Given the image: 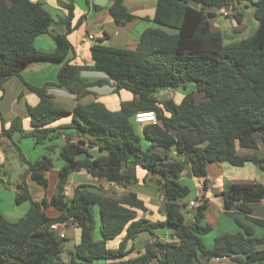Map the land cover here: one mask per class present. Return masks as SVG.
I'll use <instances>...</instances> for the list:
<instances>
[{"label":"trees","instance_id":"obj_1","mask_svg":"<svg viewBox=\"0 0 264 264\" xmlns=\"http://www.w3.org/2000/svg\"><path fill=\"white\" fill-rule=\"evenodd\" d=\"M56 1L68 13L62 19L66 28L62 34L51 30L54 19L42 2L0 0V90L9 79H21L22 71L32 63H62L55 83L33 87L24 82L40 100L37 106L27 107L32 130L25 132L22 119L16 118L10 129L0 133V139L13 141L18 134L45 147L42 157L33 162L24 159L27 170L15 203H29L27 214L15 223L0 214V264H212L223 258L238 264H264V238L256 237L254 228L244 222L264 226V220L254 218L264 200V185L228 184L217 194L225 214L241 231L219 235L213 248L207 249L203 236L212 228L203 226V221L209 205L203 201L188 221L186 201L192 188L183 183L187 165L193 177L204 181L209 164H253L264 171V156L258 153L264 148V0H158L155 16L142 20L172 33L147 29L136 49L106 46L101 39L91 48L92 67L73 65L68 59L74 52L68 39L74 30V0ZM238 6L253 9L258 27L248 38L226 44L225 34L212 23L223 15H218L219 10H231L241 25L245 11ZM109 12L118 26L138 19L125 0H113ZM45 34L56 44L52 53L35 47L36 39ZM85 71L104 73L108 80L90 83L82 77ZM110 81L115 94L126 91L138 99L123 101L118 112L100 102L77 104L69 110L58 106L49 94L55 87L80 100L90 94L89 89ZM188 86L194 91L186 93L180 104L160 96ZM139 113L157 117L156 125L143 128L150 143L146 151L135 129ZM68 117L69 124L51 127ZM61 139L66 141L58 151L61 167L54 193L34 201L27 181L49 188L48 174L55 168L53 153ZM155 147L164 148L165 155L151 154ZM93 150L100 155L93 156ZM138 169L146 173L143 182L154 185L164 196L163 222L138 218L137 212L146 213L147 208L135 193L104 197L82 185L72 198L67 195L73 173L86 171L96 179L131 188L138 184ZM48 208L59 216L48 217ZM56 223L73 224L81 230V242L74 250L66 253L67 240L51 228ZM97 229L100 241L95 240ZM159 229H169L178 243L155 241L138 257L128 258L131 241L144 233L153 237ZM121 235L125 237L119 247L108 248ZM65 253L68 263L62 260Z\"/></svg>","mask_w":264,"mask_h":264},{"label":"crops","instance_id":"obj_2","mask_svg":"<svg viewBox=\"0 0 264 264\" xmlns=\"http://www.w3.org/2000/svg\"><path fill=\"white\" fill-rule=\"evenodd\" d=\"M31 1L42 2L46 10L52 15L54 19V25L52 26L51 30L54 33H65L66 28L62 23V19L65 18L68 13L59 5L56 0ZM105 1H107L105 5H99L95 3L96 0H74L75 11L74 19L72 21V28L74 30L70 35H68V39L74 48V52L69 56L68 59L72 61L73 65L81 67L94 66L91 48L95 43H97V41L101 39H105L103 44L106 46L136 49L139 44L141 35L147 29H161L167 33H172V31L167 28H163L153 22H146L142 20L145 18L152 19L155 16L158 0H125V5L129 12L138 19L124 26H118L110 15L109 9L113 3V0ZM238 8L242 10V12L245 11L244 9H242V6H238ZM248 10H250L251 14L253 15V9ZM218 13V15H220L221 11L219 10ZM221 18L222 17L217 16L213 20V22H219ZM217 22L215 24L216 27L213 23L212 26L215 28V30L222 31L220 29V22ZM243 24L244 23H242L241 25ZM90 36L93 37V40H89ZM35 47L37 50L45 53H52L56 50V44L50 34H45L38 37L35 41ZM61 66L62 63L57 62H35L22 71L21 79L18 77H14L4 83L2 90H0V133L3 129H10L13 121L16 118L22 119V126L25 132H30L32 130L31 121L29 118H27V107L28 105L31 107L37 106L40 100L35 94L27 90L24 82L33 87H43L45 84L55 83L57 81V74ZM82 77L87 79L90 83L108 80L107 76L104 73L94 71H85L82 73ZM89 90L90 94L84 98H81L80 100H78L75 96L70 95L68 92L55 87L50 88L49 94L52 95L54 102L58 106L64 107L69 110L74 109L77 104L88 105L92 102H100L103 103L110 111L118 112L123 101H132L134 99H138V97H135L132 94H124L123 92H121L120 95L115 94L112 81H110L107 85L96 86ZM193 91L194 87L188 86L187 88L161 92L160 96H166L168 99H172L177 104H180L184 98V95L188 92ZM70 121L71 117L64 118L53 124L51 127L67 125L70 123ZM147 125H150V123L137 124L141 132H143V128ZM69 133L72 132L69 131ZM17 140L22 142L17 144ZM27 140L29 139H21L18 134L13 135V141L9 140L8 138H1L0 167L6 159V151L10 147H13V145L18 150V154L22 162H24V159L29 162H33L45 155V147L35 146V143L31 139V143ZM65 141V139L59 140L57 143L58 147L55 153H53L55 168L52 169L48 174V178L50 181L49 188L51 187L54 189L56 186L61 167V163L58 161V151L61 146L65 144ZM27 147L28 151L26 149ZM39 147L40 149H42V153L39 150L34 151L39 149ZM19 149L21 150V152L19 151ZM31 149L34 152L31 154V156H29L28 152L32 151ZM90 153L95 157L100 155L96 150L90 151ZM247 153L252 152H242V154ZM258 153L259 156L263 157L264 148L261 147ZM79 159H82V157H79ZM24 164L26 172L27 165L25 162ZM225 164L227 163L209 164L207 166L206 181L197 179L195 177H193L192 179H188V172L184 179L185 181H190L189 186L192 188V193H194V196L193 194L191 195L193 196V198L189 199L191 197L190 196L186 201V218L188 219V221L193 220L197 208L202 204L203 201H205L208 203L209 209L206 212L203 226L204 224L206 226H211L213 228V231L215 227L219 228L216 235H213V232H211L203 236V242L207 249L213 248L214 239L219 235L226 233L234 234L241 231L237 224H235V222L231 220V218H228V216L225 214L223 201L220 197L217 196V194L223 191L225 186L228 184L260 183L264 185V171L260 170L253 164H246L244 167H236L239 168V170H231L227 168ZM223 171H225L224 177ZM226 175H228V177H226ZM145 177L146 173L138 169V184L131 188H124L121 191H117L112 183H108L105 180L96 179L89 175L86 171H80L71 174L69 184L67 186V195L69 198H72L76 188L82 185L89 186L90 188H92L91 190L104 197L121 198L125 194L135 193L137 194L138 198L145 203V206L147 208L146 213L137 212L138 218H145L151 222H163L165 221V216L163 214L166 212V209L164 208V196L154 185L144 183L143 180ZM216 180L218 181L216 182ZM27 183L29 185V189L34 201L40 202L45 197H52L53 193H47L45 189L39 187L30 179H28ZM16 193L14 194V199L16 198ZM192 202H195V206L193 207L191 206ZM22 205L24 207L23 211H16L13 208L11 210H6L9 213H13L11 214L12 219H9L7 217L8 213L6 211L4 212L5 205H0V214H2L8 221L15 223L23 218L30 209L29 203H25ZM26 205L29 206L26 207ZM257 211L259 214L254 218L264 220V200L260 204H258ZM46 214L50 218H56L59 216V212L54 208H48L46 210ZM241 219L245 220L242 217ZM244 222L254 228L256 237L264 238V226L254 224L253 222L248 220H245ZM69 230L72 231L71 237L68 235ZM64 232L67 240L66 250L72 251L81 242V230L77 226L70 224L69 227H66ZM124 237L125 235H121L120 237L111 241L109 243L110 245L108 244V248L116 250ZM95 240H101V235L98 229L95 233ZM207 240L212 241V244L208 245L206 243ZM155 241H159L164 244L178 243V239L171 236V231L169 229H159L155 231V236L153 237L147 233H144L141 234L135 241H131L129 243L128 248L129 250H132V253L128 258L138 257L139 254L144 253V248L147 244H152ZM62 260H65L66 263H68L69 261L67 256H62ZM152 264L156 263L153 262ZM212 264L238 263L231 259H226L220 261L214 260Z\"/></svg>","mask_w":264,"mask_h":264},{"label":"rangeland","instance_id":"obj_3","mask_svg":"<svg viewBox=\"0 0 264 264\" xmlns=\"http://www.w3.org/2000/svg\"><path fill=\"white\" fill-rule=\"evenodd\" d=\"M240 11L242 12V10H240ZM234 14H236V13L233 12V14L229 16V18L228 17H224L223 15H220V17H222L221 20H219L220 23L217 22V21L213 22L214 26H215L216 22L219 23L221 25L220 29L223 32L225 31L224 34H225V39H226L225 42H226V44L238 42L240 40L248 38L249 36H251L256 31V29L258 27V24H257L256 20L254 19V17L252 16L250 10H245V13H244V24L243 25H239V27H238V24L236 23L237 21H236L235 17L233 16ZM57 15H58V13H57ZM123 93L124 94H130L129 92H126V91H123ZM123 93H122V95H123ZM199 100H200V97H198V101ZM135 129H136V132H137V134L139 135V137L141 139V146H142L143 150H145V151L148 150V148L150 146L149 142L144 138V136H143V134L140 131V128L138 126H136ZM27 141L31 143L30 139L27 140ZM21 142L22 141H19V140L16 141L17 144H19ZM26 149L28 151V147ZM26 149H25V151H26ZM38 150L41 153L43 152L42 149H40V147H39V149L34 150V151H38ZM34 151L33 150L29 151L28 155L31 156V154ZM242 152L244 153L245 151H242ZM5 156H6V159L4 160L2 166L0 167V205L1 206L5 205L4 212L7 209L11 210L12 208L15 209L16 211H23V208H24L23 205H17L15 203L14 194L16 193V190H17L18 186L22 182L23 175H24V172H25V166H24L25 164H24V162H22V160H21V158H20V156L18 154V150L15 148L14 145H13V147H10L6 151V155ZM225 166L227 168L231 169V170H239V168H236V167L228 165V164H225ZM223 172H224V175H223V177H224L225 176V171H223ZM226 177H228V175H226ZM217 181L218 180H216V182ZM183 183L186 184V185H189L190 181H185L184 180ZM53 190L54 189L50 187V188H48L46 190V192L47 193L50 192L52 194V193H54ZM192 194L194 196V193H192ZM193 196H191L189 199H192ZM27 206H29V205H26V207ZM6 212L8 213L7 217L9 219H12L11 214H13V213H9L8 211H6ZM186 215L187 214L185 213V216ZM228 218H230V217H228ZM228 220H230V219H228ZM231 220H233V219H231ZM69 226H70V224L69 225L67 224V227H69ZM204 226H206V225L204 224ZM228 226H229V224H228ZM218 229L219 228L215 227L214 231H213V228H212L211 232H213V235L217 234ZM68 235L70 237L72 236V231L71 230L68 231ZM211 242L212 241L207 240L206 243L208 245H211L212 244ZM67 251L68 250H66V253H67ZM66 253L63 254L62 256H66ZM64 262L66 263L65 260H64Z\"/></svg>","mask_w":264,"mask_h":264},{"label":"built area","instance_id":"obj_4","mask_svg":"<svg viewBox=\"0 0 264 264\" xmlns=\"http://www.w3.org/2000/svg\"><path fill=\"white\" fill-rule=\"evenodd\" d=\"M221 13L226 17V16H230L233 14V11L231 10H222ZM89 40H93V37H89ZM135 120L138 124H146V123H150V124H157V117L155 113H139L136 115ZM114 185V187L116 188L117 191H121L123 190L125 187L123 185L117 184V183H112ZM191 206H195V202L191 203ZM67 227L66 223H56L54 225H52V230L56 231L59 235V237L61 239H66V235H65V229ZM228 258H223V259H216V261H220V260H226Z\"/></svg>","mask_w":264,"mask_h":264},{"label":"water","instance_id":"obj_5","mask_svg":"<svg viewBox=\"0 0 264 264\" xmlns=\"http://www.w3.org/2000/svg\"><path fill=\"white\" fill-rule=\"evenodd\" d=\"M96 4H99V5H105L107 3V1L105 0H96L95 2ZM151 154H157V155H161V156H164L165 155V149L162 148V147H155L153 148L151 151H150ZM186 170L188 172V179H192L193 178V175H192V172H191V168H190V165H187L186 166Z\"/></svg>","mask_w":264,"mask_h":264}]
</instances>
